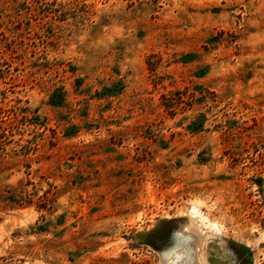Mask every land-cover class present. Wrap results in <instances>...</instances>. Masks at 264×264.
I'll use <instances>...</instances> for the list:
<instances>
[{
	"label": "rangeland",
	"instance_id": "374dc122",
	"mask_svg": "<svg viewBox=\"0 0 264 264\" xmlns=\"http://www.w3.org/2000/svg\"><path fill=\"white\" fill-rule=\"evenodd\" d=\"M0 264H264V0H0Z\"/></svg>",
	"mask_w": 264,
	"mask_h": 264
}]
</instances>
